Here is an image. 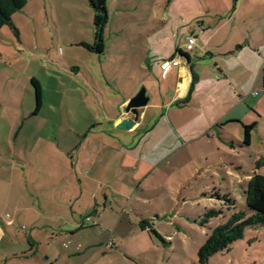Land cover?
I'll use <instances>...</instances> for the list:
<instances>
[{"label":"rangeland","instance_id":"obj_1","mask_svg":"<svg viewBox=\"0 0 264 264\" xmlns=\"http://www.w3.org/2000/svg\"><path fill=\"white\" fill-rule=\"evenodd\" d=\"M90 1L29 0L12 17L17 34L8 26L0 30V264H39L51 249L65 253L64 219L72 209L78 227L90 225L84 218L93 213L92 195L98 215L105 203V215L99 228L76 235L80 248L90 238L96 242L103 229L126 256L114 264H200L199 249L226 219L203 227L199 219L209 209L226 215L228 196L236 201L232 213L244 211L249 178L264 175V0H94L103 2L108 17L103 56L81 45L95 41L97 11ZM177 49L199 77L189 97L177 95L171 73L162 82L159 67L149 71L151 102L162 105L173 96V106L149 110L141 127L119 134V141L101 135L108 147L88 179V172H77L80 187L69 173L85 150V144L73 149L76 133L90 124L95 131L111 128L100 95L81 78L98 93L109 86L104 106L115 116L107 96L117 87L127 94L146 91L138 87L146 69L178 55ZM31 80L43 95L34 117ZM44 121L59 125V147L40 140ZM252 125L245 146L243 127ZM143 222L159 238L142 230ZM31 250L35 257L28 260ZM206 264H264V227L246 229L230 252Z\"/></svg>","mask_w":264,"mask_h":264},{"label":"crops","instance_id":"obj_2","mask_svg":"<svg viewBox=\"0 0 264 264\" xmlns=\"http://www.w3.org/2000/svg\"><path fill=\"white\" fill-rule=\"evenodd\" d=\"M96 11V10H95ZM87 46H90L88 44H86ZM191 46V45H190ZM180 49L176 50L179 51ZM183 52V50H181ZM184 54H186L185 52H183ZM101 56L104 55V47H103V52L101 54H99ZM187 55V54H186ZM182 56H180L179 54L176 56H171L170 59L167 60H162L160 65H155L153 66L154 70H152V66L150 65L147 69H146V76L144 77V80H140L138 83V87L140 86H145L146 87V91H145V95L148 98V102L147 105L145 107H142L140 109H138L139 112V118L138 120L135 122V124L127 131H122V130H118L114 127V123L119 119V118H132L131 115H125L124 114V107L125 105L137 94V92L135 91V89L138 88H134V90L130 93H125V92H120V88L117 87V89L115 90L114 95L109 97L107 96V100L109 101V98L113 100L112 104V110L114 111V113H116L115 116H112L111 114H108L106 112V108L105 109V101H104V90H109V86H108V80L106 77V70H102L103 75V80L105 82V84L108 87H103L102 89H100V93H98V91L93 88V87H88V84L91 83L89 78L86 77H82L81 80L87 83V90L89 92L92 93H97L99 94V102L101 104V109H102V114L104 117V121L109 122L111 124V128L108 132H102V131H95V125H89L87 127L86 130H84L83 132H77L76 136H75V144L73 145V149L78 150L79 148L82 147L83 144H85L84 148L85 150L83 151V154L80 156L79 153L77 154V157L74 161L75 164H73V161H71L70 163V167H69V173L71 174H75V177L77 178V180L80 182V187H82V182H81V177L80 175H78V171L80 172H88L87 175H84L85 179H88V177H90L89 175V171L90 168L92 167L93 164H95V161H98L100 159L99 154L102 153L105 149H107V145L104 143L103 140H101V135L104 136H108L110 137L112 140L114 141H119L120 135L119 134H134L142 125L144 118L147 115V112L151 109H163L165 107H169L171 108L173 106V104H170L173 101V96L169 99V101H167L166 103L163 102L162 105L156 104V103H152V93H150V90H148L147 86H151V84H153V82H151V80L148 77L149 71H150V75L152 74V71L155 72V74L157 73V67L160 68V78L161 81H165L168 77V75L171 73V82L170 84L172 85V87L174 88V91L177 92V95L182 99L185 96H188V92L189 89L191 87H193V83H194V78H195V82L199 81V77L198 75H196L194 73V70L192 69L193 66L190 68V63L188 59H186ZM190 59V58H189ZM173 67H175V69L173 70ZM144 72V71H143ZM72 76V74L70 75ZM73 77L78 78V74L77 73H73ZM94 78V77H93ZM95 81L98 83L100 80H96ZM83 82V83H84ZM101 83V82H99ZM39 84V83H38ZM103 85V83H102ZM40 86V85H39ZM162 86V84H161ZM41 89V88H40ZM96 90V91H95ZM189 97V96H188ZM43 109V95H42V90H41V108L39 110V112L37 114L32 113L31 116H37L41 113V110ZM58 124L51 122V121H44V123L42 124V126L39 128L38 133L40 136V140H42L43 142H45L48 145H56V147L60 146L59 143V138L57 136V131H58ZM105 133V134H104ZM92 135V136H90ZM97 144V146H96ZM79 152V151H78ZM112 152L115 154H118L119 152L113 148ZM109 154V153H108ZM101 160L104 161V158H102L101 156ZM13 171V169H12ZM83 176V175H81ZM100 176V175H98ZM59 196V195H58ZM60 197V196H59ZM105 201L107 202V198L105 196ZM90 203L93 204V213L90 216H85V218L90 217L91 218V223L90 225L84 226V225H80L78 227V223L75 222V212L71 209V218L70 216H68L66 219H64V221L66 222V227L69 230L67 232L64 237L66 238V240H70V242L68 243L70 245V249L69 246H65L62 247L65 251V253H61L60 256H57V251L55 249H51V251L46 252L43 255V259L40 258L39 264H102L101 260L106 258V263L107 264H114L113 262L117 261L115 258L120 257V256H125V254L119 250H117L116 246L109 242L108 237L104 238V230L100 229L99 231L101 232V235H96L97 237V241L95 242L93 240V238H90L87 240L86 243H84V246H82V248L79 247L78 244H80V241L76 240V235L80 232H82L85 229H96L97 227H100V223H102V219L104 218L105 215V210H106V205L104 203L103 205V210H102V214L98 215L97 211L100 208V206L98 205V200L96 195H92V197L90 198ZM55 205V204H54ZM91 208V207H90ZM89 208V211H90ZM89 213V212H86ZM59 215V214H58ZM57 215V217H58ZM61 218V219H60ZM60 218L58 219L59 221H62L63 218L60 216ZM84 218V219H85ZM95 223V224H93ZM118 224H116V228H117ZM103 234V235H102ZM103 244V245H102ZM67 245V244H66ZM97 245H101L98 246V250H94L95 247ZM34 249V248H33ZM30 259H33L35 257V255H33L32 250L30 251ZM35 254V253H34ZM99 256V257H98ZM14 258H16V256H13ZM112 259L114 261H112ZM36 264V263H35Z\"/></svg>","mask_w":264,"mask_h":264},{"label":"trees","instance_id":"obj_3","mask_svg":"<svg viewBox=\"0 0 264 264\" xmlns=\"http://www.w3.org/2000/svg\"><path fill=\"white\" fill-rule=\"evenodd\" d=\"M29 0H0V30L4 26L10 27L17 34L16 29L12 24V17L15 13L25 7ZM92 7L95 6L94 0L90 1ZM108 22L106 12H97L94 16L95 26V41L92 47L85 44H81L84 48L89 51L101 54L104 47V29ZM177 53L188 59L189 56L184 54L181 50ZM31 84L34 90L35 97V109L34 114H37L41 108V89L35 80H31ZM254 129L252 126H244V139L243 145L249 146L251 144V132ZM245 196V209L244 211L234 212L236 209V201L230 196L225 197L223 205L227 207V214L225 215L223 210L209 209L199 219L198 224L205 226L211 219L219 218L226 219V221L219 226H216L210 231L204 245L198 251V259L200 264H206L210 257L221 252H230L231 246L238 240L243 238L246 229L255 227H264V175L256 173L253 174L244 190ZM90 219L87 217L84 219ZM142 230H146L159 238V235L151 228L147 227L146 223L143 222L140 225Z\"/></svg>","mask_w":264,"mask_h":264},{"label":"water","instance_id":"obj_4","mask_svg":"<svg viewBox=\"0 0 264 264\" xmlns=\"http://www.w3.org/2000/svg\"><path fill=\"white\" fill-rule=\"evenodd\" d=\"M102 3H97L94 9L100 13H105ZM148 98L145 95V90L142 88L124 107V114L131 115L132 118H119L115 123L114 127L118 130L127 131L129 130L139 118L138 109L147 105Z\"/></svg>","mask_w":264,"mask_h":264},{"label":"built area","instance_id":"obj_5","mask_svg":"<svg viewBox=\"0 0 264 264\" xmlns=\"http://www.w3.org/2000/svg\"><path fill=\"white\" fill-rule=\"evenodd\" d=\"M194 39L193 38H189L188 39V45L190 46V45H193L194 44ZM90 219H86V221H89Z\"/></svg>","mask_w":264,"mask_h":264},{"label":"flooded vegetation","instance_id":"obj_6","mask_svg":"<svg viewBox=\"0 0 264 264\" xmlns=\"http://www.w3.org/2000/svg\"><path fill=\"white\" fill-rule=\"evenodd\" d=\"M98 12V11H97Z\"/></svg>","mask_w":264,"mask_h":264}]
</instances>
